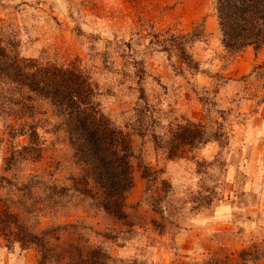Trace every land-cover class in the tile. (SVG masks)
I'll list each match as a JSON object with an SVG mask.
<instances>
[{"label":"rangeland","instance_id":"rangeland-1","mask_svg":"<svg viewBox=\"0 0 264 264\" xmlns=\"http://www.w3.org/2000/svg\"><path fill=\"white\" fill-rule=\"evenodd\" d=\"M221 38L216 0H0V214L39 236L61 226L46 264H264V48ZM35 66L79 70L129 135L126 217L86 184L52 103L8 75ZM13 231L0 264H38Z\"/></svg>","mask_w":264,"mask_h":264},{"label":"trees","instance_id":"trees-1","mask_svg":"<svg viewBox=\"0 0 264 264\" xmlns=\"http://www.w3.org/2000/svg\"><path fill=\"white\" fill-rule=\"evenodd\" d=\"M216 9L222 44L228 51L240 53L252 47L258 53L264 48V0H216ZM203 31L202 25L201 29L181 36L183 43L187 39L201 37ZM7 71L11 79L27 88L28 100L32 94H37L52 103L56 114L68 126L67 133L75 158L88 168L86 184L90 185L91 180L94 181L92 187L104 209L118 217H126L124 208L134 186L132 142L129 135L114 126L101 111L93 97L94 88L90 80L77 69L58 70L35 66L32 71L25 73L20 67L15 72ZM28 136L29 144L24 150L29 149L30 155L39 159L42 154L40 137L36 131ZM187 140L182 139L183 145L189 142ZM57 189L56 186L50 188L51 198L65 194ZM0 224V231L3 228L9 233L17 230L13 234L23 248L33 245L38 248V264H46L52 252L58 253V245L50 242L51 237L47 236H53L61 226L52 229L51 233L43 230L39 236L19 223L18 214L8 210L0 214ZM62 226L66 228L72 225Z\"/></svg>","mask_w":264,"mask_h":264}]
</instances>
